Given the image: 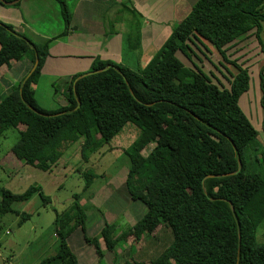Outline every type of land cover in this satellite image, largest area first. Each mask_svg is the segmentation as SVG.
I'll return each mask as SVG.
<instances>
[{
    "label": "trees",
    "instance_id": "obj_1",
    "mask_svg": "<svg viewBox=\"0 0 264 264\" xmlns=\"http://www.w3.org/2000/svg\"><path fill=\"white\" fill-rule=\"evenodd\" d=\"M57 2L67 27L71 15L66 1ZM122 7L127 9L124 3ZM132 29L125 39L137 49L139 37ZM252 29L261 41L264 0H196L143 67L130 69L94 57L88 71L95 72L75 82L83 72L69 78L68 105L47 110L38 105L32 85L49 54L50 39L20 34L0 21V67L21 59L32 66L38 57L27 78L5 95L0 90V136L16 130L11 152L18 160L49 170L60 158L62 146L77 138L83 139L80 153L86 159L87 152L98 151L127 121L140 129L124 150L128 160L124 184L131 200L144 204L143 215L117 235L105 223L98 236H87L85 206L73 194L69 209L54 220L56 251L37 264H77L68 244L76 228L99 259L106 250L112 252L116 264H133L117 261L116 247L138 241L158 226L168 227L172 238L148 264H264V230L262 241L256 238L264 220V144L238 102L249 89V73L225 54L226 46ZM203 40L234 67L228 87L218 79L213 82L194 63L190 68L178 58L179 51L190 59L189 43L204 45ZM219 64L226 68L222 61ZM258 75L264 130L263 67ZM149 144L153 146L145 155ZM238 159L241 169L232 173ZM34 192L48 202L36 185L21 193L2 188L0 217L13 213L19 215V224L23 222L29 215L11 204Z\"/></svg>",
    "mask_w": 264,
    "mask_h": 264
},
{
    "label": "rangeland",
    "instance_id": "obj_2",
    "mask_svg": "<svg viewBox=\"0 0 264 264\" xmlns=\"http://www.w3.org/2000/svg\"><path fill=\"white\" fill-rule=\"evenodd\" d=\"M125 1L128 2V0H122L119 4L117 18L122 21L128 16L127 13H130L133 16L130 22L137 26L140 12L127 7L124 9L122 3L125 4ZM181 6L185 9L180 12L181 15L185 11L188 13L189 6L183 2ZM178 8L180 5L176 7L177 10ZM117 26L119 27V23ZM132 31L137 33V29H132ZM170 32L171 27L167 26L163 32L165 39ZM127 33L125 32V35ZM259 37L261 41L252 29L226 46L225 54L228 60L235 61L241 67L246 68L249 73V89L242 94V98L240 96L238 102L241 109H245L253 124L259 128L258 140L264 144V130L261 127L263 108L260 104L261 90L258 75L261 67H263L264 74V29L259 32ZM203 43L204 45L197 41L195 44L189 43L190 50L187 53L190 59L179 51L177 52L178 58L190 68H194V63L213 82L216 83L218 79L222 85L228 87L229 79H231L230 72L234 71V67L222 60L211 43L206 40H203ZM157 45L158 43L155 46L156 50L159 47ZM124 51L133 54L134 63L130 66L132 69H138L135 54L125 46ZM220 61L227 69L219 64ZM63 84L61 80L56 81L54 86L50 87L40 84L35 96L38 105L50 110L58 107L59 103L65 102ZM23 127L20 126V128ZM139 132L138 126L132 121H127L119 132L102 144L98 151L87 152L86 159L80 153L83 139L77 138L62 146L60 158L49 170H41L26 164L12 154L11 148L17 141L16 130L10 129L2 134L0 136V191L6 188L13 193H21L28 186L36 185L41 188L48 202H43L39 194L34 192L28 199L11 204L13 209L29 215L23 222L19 224V215L13 213H6L0 217V264H37L42 258L53 254L58 245L54 220L57 214L69 209L73 194H78V203L85 206L87 216L85 223L87 231L94 234L92 236H98L105 223L111 224L115 232L120 233L130 227L132 217L138 220L142 216L139 210L141 206L144 208V204L139 200H131L125 187L128 160L124 150L134 141ZM152 146L149 144L143 150V154L146 155ZM254 168L259 170L256 165ZM263 230L264 220L256 231V238L259 242L262 241ZM171 238L170 229L163 226L154 239L146 238L145 242L150 244L148 249L142 248L136 251V248L133 250L127 243L122 244L121 242L118 244L121 251L117 260L132 262V257L138 259L135 256L138 254L146 258L142 262L146 264L149 258L155 259L169 245ZM83 241L80 228H76L68 239L75 252L77 244Z\"/></svg>",
    "mask_w": 264,
    "mask_h": 264
},
{
    "label": "crops",
    "instance_id": "obj_3",
    "mask_svg": "<svg viewBox=\"0 0 264 264\" xmlns=\"http://www.w3.org/2000/svg\"><path fill=\"white\" fill-rule=\"evenodd\" d=\"M65 1L71 15L67 27L65 26L57 0H19L15 4L0 3V21L10 24L20 34L50 39L48 46L49 54L44 60L37 81L32 85L34 96H36L40 84L50 87L54 86L58 80L64 83L63 90L66 92V84L69 78L76 73L88 71L94 57L110 60L132 69L130 65L134 63L133 54L125 52L124 46L135 54L139 68L143 67L162 46L165 40L163 32L166 27H171L174 22L187 14L185 11L181 15L180 12L184 9L181 3L183 2L186 6H189L190 9V6L196 0L125 1L127 8L130 10L136 9L140 12V19L136 28L140 46L137 49L131 48L125 42V32H129L135 26L133 22H130L133 19L132 14L127 13L123 9L128 16L122 19V21L117 18L120 9L119 4H121L122 0ZM178 5H180V8L177 10L176 7ZM117 23H119V27ZM65 30L66 32L64 33ZM157 43L159 47L156 50L155 46ZM30 68L31 64L27 59L11 61L8 65L1 66V94L5 95L12 85L22 82ZM64 101L59 103L58 107L68 105L65 95ZM242 110L249 118L245 109L242 108ZM249 120L258 130L259 128L253 124L252 120ZM144 208L141 206L139 214L143 215L145 212ZM135 221L134 217H132L130 219V226ZM162 229L163 226H158L151 234H145L140 240L127 244L133 250L136 248V251H140L142 248L148 249L150 244L145 242L146 238L152 237L154 239ZM72 233L68 239H70ZM85 233L89 236L94 235L87 231L86 223ZM114 233L117 235L119 232H115L114 230ZM68 244L77 257V264H116L110 251L105 250L104 256L99 259L94 248L85 241L77 244L76 252L69 242ZM116 251L118 254L121 251L118 246L116 247ZM135 256L138 259L132 257L133 264H142L146 259L138 254H135ZM150 260L151 258H149L148 263Z\"/></svg>",
    "mask_w": 264,
    "mask_h": 264
},
{
    "label": "water",
    "instance_id": "obj_4",
    "mask_svg": "<svg viewBox=\"0 0 264 264\" xmlns=\"http://www.w3.org/2000/svg\"><path fill=\"white\" fill-rule=\"evenodd\" d=\"M18 1H19V0H13V1H11V2H5V1H3V0H0V3H2V4H15V3L18 2ZM37 64H38V57H37V55H36V56H35V60H34V62H33V64H32V66H31L29 72H28L27 75L25 76V78H27V77H28V76L34 71V69L36 68ZM93 72H95V71H86V72H83L82 74H80L79 76H77V77L75 78L74 82H75L77 79H79V78H81V77H83V76H85V75H87V74H89V73H93ZM74 82H73V85H74ZM79 106H80V103L78 102L77 105H76V107H75V109H77ZM240 169H241V161L238 159V166H237V169H236L234 172H232V173H236V172H238ZM230 206L232 207L231 204H230Z\"/></svg>",
    "mask_w": 264,
    "mask_h": 264
}]
</instances>
